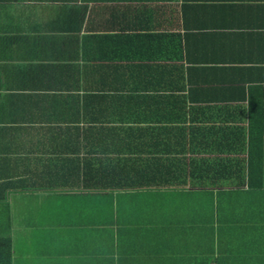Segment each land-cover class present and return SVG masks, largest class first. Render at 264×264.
<instances>
[{
	"label": "crops",
	"instance_id": "crops-1",
	"mask_svg": "<svg viewBox=\"0 0 264 264\" xmlns=\"http://www.w3.org/2000/svg\"><path fill=\"white\" fill-rule=\"evenodd\" d=\"M0 183L72 197L11 264H264V0H0Z\"/></svg>",
	"mask_w": 264,
	"mask_h": 264
},
{
	"label": "trees",
	"instance_id": "trees-1",
	"mask_svg": "<svg viewBox=\"0 0 264 264\" xmlns=\"http://www.w3.org/2000/svg\"><path fill=\"white\" fill-rule=\"evenodd\" d=\"M251 155L253 154V157L251 159L252 163V170L253 172H250L249 174V181L256 180V185H260L261 181V156L256 150H251ZM72 165V166H69ZM68 166V167H67ZM63 169L67 167V173L68 175L63 174H53V176L50 174L48 176L46 183L43 182V186H49V187H57V180L63 181L66 183H73V185L80 187L81 185V177L84 175L90 182L91 186H99L100 183H103L105 181H114L116 180L117 171H116V159H97L95 162H93L92 166H90L87 170L84 169L86 167V164L83 163L80 159H72L70 163H67L66 160L60 161V166ZM81 171L83 172V175L80 174ZM72 173V174H71ZM81 176V177H80ZM2 177H11L10 175H2ZM81 181V182H80ZM79 183V185H78ZM11 185L18 186L22 190H26L27 185L23 182V179H17V182H11ZM0 186H3L2 183H0ZM4 201L5 197H3V194L0 195V201ZM13 232V229L11 225H1L0 224V264H11L12 263V256L13 252L16 251L18 255L20 256L22 261H25V255L28 254L30 249L39 247L41 245H32L28 246L26 243L21 242L18 239H13L11 237ZM46 238H49V240L52 242L55 238H59V240L64 239L66 237H63L57 233L52 234L51 236H47ZM46 238L44 240V243L46 242ZM13 239V241L11 240ZM22 244V246L20 245Z\"/></svg>",
	"mask_w": 264,
	"mask_h": 264
},
{
	"label": "rangeland",
	"instance_id": "rangeland-1",
	"mask_svg": "<svg viewBox=\"0 0 264 264\" xmlns=\"http://www.w3.org/2000/svg\"><path fill=\"white\" fill-rule=\"evenodd\" d=\"M72 199L71 196L57 198L55 201L48 202L42 196L30 193L13 195L9 204L0 205V224L7 225L8 222L11 225L13 232L11 237L18 239L21 242L36 245L38 240L36 236L43 235L50 231L52 227L51 213L54 211L56 201ZM86 208H90V204H87ZM62 218L64 221H68L69 208H65L62 212ZM115 216L108 217L106 224L110 225L114 223ZM66 234H71L70 229H65ZM13 239H11L13 241ZM22 246V244H20Z\"/></svg>",
	"mask_w": 264,
	"mask_h": 264
}]
</instances>
